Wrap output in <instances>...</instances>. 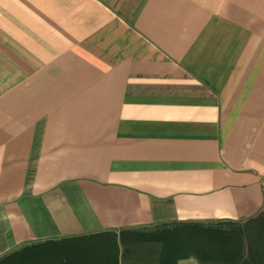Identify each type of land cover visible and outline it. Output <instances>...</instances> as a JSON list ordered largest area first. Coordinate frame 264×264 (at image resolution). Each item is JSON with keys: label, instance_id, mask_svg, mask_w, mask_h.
I'll list each match as a JSON object with an SVG mask.
<instances>
[{"label": "crops", "instance_id": "crops-1", "mask_svg": "<svg viewBox=\"0 0 264 264\" xmlns=\"http://www.w3.org/2000/svg\"><path fill=\"white\" fill-rule=\"evenodd\" d=\"M165 230L264 264V0H0V259L160 264Z\"/></svg>", "mask_w": 264, "mask_h": 264}, {"label": "trees", "instance_id": "trees-1", "mask_svg": "<svg viewBox=\"0 0 264 264\" xmlns=\"http://www.w3.org/2000/svg\"><path fill=\"white\" fill-rule=\"evenodd\" d=\"M198 237L200 241L210 240L223 243L224 235H179L176 230H165L137 235V239L143 241H155L162 244L160 252V264H175V262L186 256V242ZM216 239V241H215ZM63 244L57 242H44L24 246L0 259V264H64ZM238 250H233L229 260L238 256Z\"/></svg>", "mask_w": 264, "mask_h": 264}]
</instances>
